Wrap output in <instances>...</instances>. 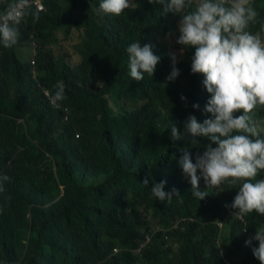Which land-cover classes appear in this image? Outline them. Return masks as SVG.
Masks as SVG:
<instances>
[{
    "label": "trees",
    "instance_id": "trees-1",
    "mask_svg": "<svg viewBox=\"0 0 264 264\" xmlns=\"http://www.w3.org/2000/svg\"><path fill=\"white\" fill-rule=\"evenodd\" d=\"M43 1L39 20L20 25L18 43L0 46V175L10 177L0 193V264H260L252 254L258 242L245 240L264 216L232 217L237 210L225 205L238 185L207 189L198 201L178 164L185 149L195 162L209 141L173 142L170 127L183 131L190 114L200 122L211 115L203 110L204 77L190 71L194 48L181 53L176 43L180 14H162L147 0L118 17L97 14L100 0ZM11 2L1 0L0 12ZM253 4L256 33L264 0ZM60 30L66 40L77 31V63L51 50ZM137 40L161 56L154 75L139 82L126 53ZM170 52L180 75L166 82ZM61 83L67 99L56 108L45 91ZM255 118L264 123V108ZM161 180L180 192L171 203L151 193Z\"/></svg>",
    "mask_w": 264,
    "mask_h": 264
},
{
    "label": "clouds",
    "instance_id": "clouds-1",
    "mask_svg": "<svg viewBox=\"0 0 264 264\" xmlns=\"http://www.w3.org/2000/svg\"><path fill=\"white\" fill-rule=\"evenodd\" d=\"M147 2L162 5V14H180L176 43L182 46L181 53L194 48L190 71L203 75V86L210 94L203 109L211 114L209 118L200 122L190 114L184 121L183 131L175 123L170 127L173 142L191 137L190 142L196 146L197 137L209 141L202 153L195 154V162L193 154L186 149L178 160L182 175L191 184V195L200 201L210 194L207 189L220 188L222 184H227L228 188L238 185L231 205H225L237 210L232 217L242 219L254 212L264 216V178L257 179L264 174V123L255 118L256 110L264 108V25L260 32L251 31L252 26L259 23L253 0ZM133 3L134 0H100L94 11L118 17ZM44 10L46 6L44 9L35 7L33 0H12L0 12V46L5 49L15 46L20 38V25L28 17L33 23L37 22ZM152 49L153 45H141L139 40L127 46L131 79L139 82L145 74L154 75L161 56ZM168 55L171 71L166 82H172L180 75V69L176 67L177 54ZM31 62L34 67L35 59ZM66 99L63 83L49 94V101L56 108ZM180 99L186 101L183 95ZM191 106L199 108L197 103ZM201 179L204 190H200ZM9 180L7 174L0 175V193L5 192L4 184ZM142 183L147 186L148 178ZM165 184V180L153 181L151 193L158 201L171 203L180 192L175 187L166 191ZM217 224L220 227L222 222ZM243 230L246 231L247 226ZM252 241L258 242V246L252 248L253 256L264 264V227H257L245 240V245L251 246Z\"/></svg>",
    "mask_w": 264,
    "mask_h": 264
},
{
    "label": "rangeland",
    "instance_id": "rangeland-1",
    "mask_svg": "<svg viewBox=\"0 0 264 264\" xmlns=\"http://www.w3.org/2000/svg\"><path fill=\"white\" fill-rule=\"evenodd\" d=\"M4 1L5 0H2V2H4ZM63 37H65V39ZM67 40H66V36L64 34H62V31L60 30L58 32V39H57V41L53 42V45L51 46L52 47L51 50L55 51L56 53L66 51L67 53L72 55L71 62L77 63L79 61V56L74 53V44H73L77 40V31H74L73 36L71 34V36ZM32 47H35L34 44ZM29 52L31 54V52L34 53L35 50L29 49ZM178 80H182V79L180 78ZM221 227L223 228L224 226L221 225ZM222 240L224 241L225 239H222Z\"/></svg>",
    "mask_w": 264,
    "mask_h": 264
},
{
    "label": "built area",
    "instance_id": "built-area-1",
    "mask_svg": "<svg viewBox=\"0 0 264 264\" xmlns=\"http://www.w3.org/2000/svg\"><path fill=\"white\" fill-rule=\"evenodd\" d=\"M33 5H34L35 7L42 6L43 9L45 8V5H44V3H43V0H33ZM45 93H46L47 95H49V92H48V91H45Z\"/></svg>",
    "mask_w": 264,
    "mask_h": 264
}]
</instances>
